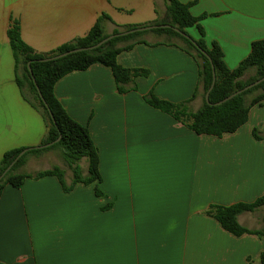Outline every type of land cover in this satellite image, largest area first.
Returning <instances> with one entry per match:
<instances>
[{
    "label": "crops",
    "instance_id": "obj_1",
    "mask_svg": "<svg viewBox=\"0 0 264 264\" xmlns=\"http://www.w3.org/2000/svg\"><path fill=\"white\" fill-rule=\"evenodd\" d=\"M180 1L203 15L207 43L221 46L231 69L249 55L253 41L264 38V0ZM166 8V0H0V90L18 87L7 36L14 19L24 41L47 53L85 35L102 13L112 19L105 24L111 34L126 23L120 14L149 15L146 22L154 14L163 17ZM188 32L201 37L196 27ZM145 36L150 43L164 40ZM118 61L149 70L135 79L136 90L120 93L111 69L100 64L55 85L57 98L88 126L99 149L105 196L96 195L95 184L78 183L65 192L56 176L29 177L22 188L7 185L0 198V264H262L264 235L235 236L206 210L264 194V100L236 132L197 134L145 100L153 91L173 102L191 100L192 110L202 105L201 93L193 97L199 66L190 54L175 45L138 42ZM46 133L1 145L0 160ZM34 161L25 168L35 176L29 168ZM114 169L124 175L120 183L110 181ZM65 176L70 183L72 172ZM118 189L130 191L129 197H119ZM263 215L264 205L238 219L261 229Z\"/></svg>",
    "mask_w": 264,
    "mask_h": 264
},
{
    "label": "trees",
    "instance_id": "obj_2",
    "mask_svg": "<svg viewBox=\"0 0 264 264\" xmlns=\"http://www.w3.org/2000/svg\"><path fill=\"white\" fill-rule=\"evenodd\" d=\"M166 2L167 8L164 16L149 25L169 24L171 27H159L118 36L94 50L71 53L51 61H41L40 59L75 48L94 45L110 35L105 29L106 22L112 20L110 15L102 13L85 35L76 37L47 53L36 52L24 41L19 20L14 19L11 22L7 36L15 61V82L23 99L44 118L47 133L42 144L55 141L60 134L62 136L61 140L52 146L34 148L23 155L0 181V198L7 185L22 188L27 178L45 176H56L66 192L71 191L78 183L95 184L96 195L105 196L99 188L102 180L99 170V149L91 137L88 126L74 119L57 98L55 85L71 72L86 70L95 64H100L111 69L117 90L120 93L136 90L135 79L139 76H148L149 70L125 67L119 63L118 56L122 51L132 49L138 42L150 45L178 46L190 54L199 66V87L193 97L201 93L203 103L197 110L191 109V100L173 102L158 97L153 91L145 96L148 104L173 116L197 134L222 137L224 134L236 132L248 121L251 108L264 100V81L220 105L214 103L264 76V38L253 41L249 55L237 67L231 69L224 60V52L221 46L216 41L211 44L207 43L205 30L200 22L203 15H193L190 11L191 3H183L180 0H166ZM135 27L137 26L117 27L112 33ZM174 27L187 34H189V28L196 27L201 37H191L197 46L192 40L176 31ZM146 32H154L159 36L166 37V39L161 42L150 43L141 38ZM212 65L216 73V82L210 92V103H208L205 95L213 80ZM51 113L55 121L52 119ZM253 133L258 137L256 131ZM57 146L64 149V160L72 170L73 178L70 185L66 183L65 170L60 166L55 165L50 169L38 171L35 176L28 173L24 168L29 156L38 155ZM24 148H11L3 154L0 160V175ZM82 160H85L87 164L86 173L83 172L80 164ZM263 205L264 194L252 202H238L232 205L212 204L206 210V214L214 217L225 230L235 236L256 234L261 237L264 235V215L262 216L263 227L261 229H250L242 225L238 216L243 212L255 211ZM261 262L264 264V252L261 254Z\"/></svg>",
    "mask_w": 264,
    "mask_h": 264
},
{
    "label": "rangeland",
    "instance_id": "obj_3",
    "mask_svg": "<svg viewBox=\"0 0 264 264\" xmlns=\"http://www.w3.org/2000/svg\"><path fill=\"white\" fill-rule=\"evenodd\" d=\"M149 17V15H135L131 13H123L117 16V19L123 20L125 23V27L127 26H145L149 25L152 22L160 19V15L154 14L152 15V19H147L146 22L142 21L145 18ZM151 18V17H150ZM150 33V34H146ZM143 35H146L145 37L151 38V35L153 37H156L157 34L154 32H146ZM143 37V36H141ZM163 39H166V37ZM11 91H14L11 93ZM21 92L19 91V88L17 86H13L12 90L8 87L1 88L0 90V146L6 145V146H12L16 143L23 142L29 139L33 140L37 134H41L44 132V129H46L45 121L43 116L34 108H32L28 103L23 101L22 95H20ZM47 130V129H46ZM46 137V134L44 138ZM43 138V139H44ZM39 141V143H35L34 146L36 147L39 145H42V141ZM27 148V147H25ZM29 159H35V161L30 164L29 168L31 170L42 171L46 170L44 168L50 169L53 166L57 165L59 163L62 169L66 170L67 172L71 174L72 170L68 166V164L64 161L65 154L64 149L60 146L54 147L52 149L46 150L41 152L38 155H31L29 156ZM83 172L86 168L85 162L82 160L80 162ZM26 167V166H25ZM24 167V168H25ZM114 166H112L113 168ZM115 168V167H114ZM27 168H25L26 170ZM28 172V171H27ZM29 173V172H28ZM32 174V173H30ZM111 182H119L123 181L124 179L122 174L117 172L116 169H114V173L111 175ZM66 183L68 185L69 180L65 176ZM95 186V185H94ZM99 188L101 191L103 190L101 188V184H99ZM73 190V189H72ZM66 192V191H65ZM103 192V191H102ZM117 194H119V197L123 199H127L129 197L130 191L125 190H117ZM118 197L117 195L115 198Z\"/></svg>",
    "mask_w": 264,
    "mask_h": 264
},
{
    "label": "water",
    "instance_id": "obj_4",
    "mask_svg": "<svg viewBox=\"0 0 264 264\" xmlns=\"http://www.w3.org/2000/svg\"><path fill=\"white\" fill-rule=\"evenodd\" d=\"M159 27H162V28H165V27H171V25L169 24H152V25H145V26H139V27H135V28H131V29H127V30H121L120 32L118 33H111L110 35H108L107 37H105L104 39H102L101 41H99L98 43L94 44V45H91V46H87V47H80V48H75V49H72V50H69V51H66V52H63V53H59L57 55H53V56H50V57H46V58H42L40 59L41 61H51V60H55V59H59L61 57H64V56H67L71 53H75V52H79V51H86V50H94L100 46H102L104 43H106L107 41L111 40L112 38H115V37H118V36H123V35H128V34H131V33H134V32H139V31H145V30H151V29H155V28H159ZM174 29L176 31H178L179 33H181L182 35H184L185 37L189 38L190 40H192V42L197 46L196 42L193 40V38L191 37V35L187 34L186 32H183L181 31L180 29L174 27ZM206 55L207 53L205 51H203ZM209 57V56H208ZM210 59V58H209ZM211 60V59H210ZM212 68H213V80H212V84L211 86L209 87L208 91L206 92V100L208 103H210V92L212 91V89L214 88V85H215V82H216V73H215V69H214V66L212 65ZM29 69H30V72L32 74V70L30 68V63H29ZM33 79L35 81V78L33 76ZM264 81V76L256 81H254L253 83H250L248 84L247 86H245L244 88L242 89H239L237 91H235L234 93L230 94L229 96H227L226 98L222 99L221 101H218L216 103H214L215 105H220L228 100H230L231 98H233L234 96L246 91V90H249L253 87H255L256 85L260 84L261 82ZM35 84H36V81H35ZM37 86V84H36ZM38 88V86H37ZM39 90V89H38ZM39 94L40 96L42 97V94L39 90ZM51 117L52 119L55 121L54 119V116L53 114L51 113ZM61 134L59 135V137L55 140V141H51V142H48V143H45V144H42V145H39V146H36V147H27V148H24L18 155L17 157L13 160V162L5 169V171L0 175V181L4 178V176L8 173V171L13 167V165L23 156L25 155L28 151L34 149V148H45V147H49V146H52L53 144H55L56 142L60 141L61 140Z\"/></svg>",
    "mask_w": 264,
    "mask_h": 264
}]
</instances>
